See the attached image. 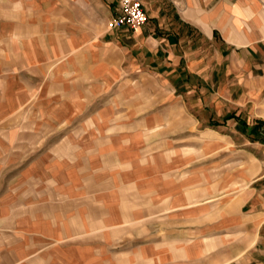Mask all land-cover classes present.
Listing matches in <instances>:
<instances>
[{"label": "crops", "instance_id": "0c3cea01", "mask_svg": "<svg viewBox=\"0 0 264 264\" xmlns=\"http://www.w3.org/2000/svg\"><path fill=\"white\" fill-rule=\"evenodd\" d=\"M139 1L132 30L118 0H0L3 109L44 141L0 264H264V0Z\"/></svg>", "mask_w": 264, "mask_h": 264}, {"label": "rangeland", "instance_id": "374dc122", "mask_svg": "<svg viewBox=\"0 0 264 264\" xmlns=\"http://www.w3.org/2000/svg\"><path fill=\"white\" fill-rule=\"evenodd\" d=\"M2 16V15H1ZM6 26V25H5ZM4 26V27H5ZM4 27L0 28V38L2 43L0 47V56H4V60L8 57V51L16 49L15 42L7 37ZM10 44H13L12 47ZM17 46V45H16ZM5 62H0V210L4 213L10 210V203L12 198L15 200L16 191L23 181L24 174L16 172L14 169L19 168L23 163V151L29 149L31 146L32 151H37L42 148L44 141L38 139V135L34 134L35 128L38 127L36 120V108L28 110L20 109H3V105H8L12 101V93L14 94L17 89V83L10 77V71L4 69ZM13 70L11 71V75ZM5 76L7 78H3ZM20 81H25L20 78ZM30 85L25 82V85ZM22 111V113H21ZM41 114V111H39ZM44 117L42 118L43 121ZM41 126L39 131H44L46 126ZM29 133L30 136H29ZM26 156V155H25ZM28 158V157H27ZM21 159V160H20ZM16 188H18L16 190ZM12 189V190H10ZM15 190V192H14ZM5 225L7 223L4 222Z\"/></svg>", "mask_w": 264, "mask_h": 264}, {"label": "built area", "instance_id": "2783aa9c", "mask_svg": "<svg viewBox=\"0 0 264 264\" xmlns=\"http://www.w3.org/2000/svg\"><path fill=\"white\" fill-rule=\"evenodd\" d=\"M118 4V15L110 19L109 29L124 26L134 30L147 22L146 13L139 0H118Z\"/></svg>", "mask_w": 264, "mask_h": 264}]
</instances>
